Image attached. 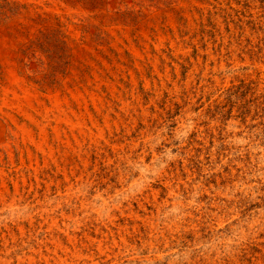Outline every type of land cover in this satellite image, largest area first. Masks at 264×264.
<instances>
[{"label":"rangeland","instance_id":"rangeland-1","mask_svg":"<svg viewBox=\"0 0 264 264\" xmlns=\"http://www.w3.org/2000/svg\"><path fill=\"white\" fill-rule=\"evenodd\" d=\"M7 263L264 264V0H0Z\"/></svg>","mask_w":264,"mask_h":264},{"label":"bare ground","instance_id":"bare-ground-1","mask_svg":"<svg viewBox=\"0 0 264 264\" xmlns=\"http://www.w3.org/2000/svg\"><path fill=\"white\" fill-rule=\"evenodd\" d=\"M193 1V0H192ZM182 4V3H181ZM188 6V5H187ZM81 8V7H80ZM194 13V12H193ZM72 26V25H71ZM106 28V27H105ZM112 34V33H111ZM145 37V36H144ZM114 39H115V37H114ZM150 39V38H149ZM149 41V40H148ZM146 46V45H145ZM179 52V51H178ZM83 57V56H82ZM15 69V68H14ZM19 77V76H18ZM4 88V87H3ZM5 89V88H4ZM12 92V91H11ZM19 92V91H18ZM29 92V91H28ZM24 95V94H23ZM29 95V94H28ZM27 95V96H28ZM54 104H55V110H56V112H57V115L59 116V117H62L63 116V114H62V111L61 110H59V108H61V105H60V102L58 101V100H55L54 101ZM3 124V123H2ZM5 129V128H4ZM39 129V128H38ZM42 133V132H41ZM44 133V132H43ZM46 145V144H45ZM17 190V189H16ZM13 200V199H12ZM14 202V201H13ZM9 206V205H8ZM15 207V206H14ZM251 236V235H250ZM59 250H60V248H59ZM28 256V255H27ZM29 258V257H28ZM25 260V259H24ZM8 264V263H7ZM10 264V263H9Z\"/></svg>","mask_w":264,"mask_h":264}]
</instances>
